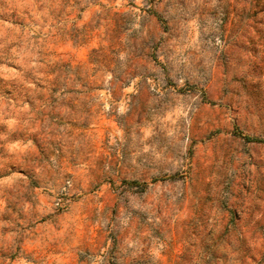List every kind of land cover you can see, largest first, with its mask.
<instances>
[{"label":"rangeland","instance_id":"rangeland-1","mask_svg":"<svg viewBox=\"0 0 264 264\" xmlns=\"http://www.w3.org/2000/svg\"><path fill=\"white\" fill-rule=\"evenodd\" d=\"M0 264H264V0H0Z\"/></svg>","mask_w":264,"mask_h":264}]
</instances>
